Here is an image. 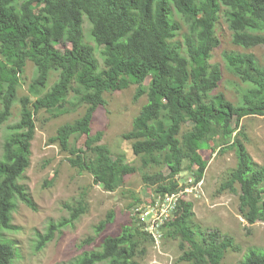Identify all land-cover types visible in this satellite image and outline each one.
I'll return each mask as SVG.
<instances>
[{
	"label": "trees",
	"instance_id": "16d2710c",
	"mask_svg": "<svg viewBox=\"0 0 264 264\" xmlns=\"http://www.w3.org/2000/svg\"><path fill=\"white\" fill-rule=\"evenodd\" d=\"M222 14L236 45L245 49L264 45V0H0V127L11 117L27 63L31 61L37 71L29 86L36 100L32 103L30 96L20 99L21 119L0 156V264H11L15 258L14 246L2 239L1 231L12 227L17 201L36 210L20 180L31 164L35 116L44 106L42 93L53 72H59L54 83L57 93H76L86 111L74 122L61 125L50 141L68 152L70 164L89 172L96 184L113 192L127 175L136 172L122 157L105 163L95 147L102 133H91L94 114L106 103L105 93L135 84L137 98L146 95L148 102L124 137L132 141V151L141 157L144 167L169 169L167 175L145 174V182L155 186L161 196L179 193L184 186L178 176L186 158L196 166L195 183L200 182L208 164L201 141L217 139L219 150L235 149L238 160L220 192H236L238 185L243 218L249 224L264 222V167L254 161L238 135L234 136L241 118L264 116V66L254 54L224 53L229 70L251 86L243 93L240 106L223 94L205 95L193 89L201 80L217 87L223 78L221 66L210 63L213 50L220 45L216 29ZM175 15L189 27L183 43L176 40L182 25ZM86 18L95 45L85 41ZM36 26L40 31L33 36ZM61 41L71 48L55 49ZM252 99L258 101V108L248 103ZM185 124L191 127L183 131ZM82 136L88 138L87 148L72 149L70 140ZM177 207L179 217L164 225V236L181 241L184 253L180 260L221 264L226 251L234 247L233 238L213 231L199 241L192 227L193 203L180 199ZM68 209V219L52 223L46 235H39L38 248L52 240L55 231L78 221L88 205L80 200ZM113 221L111 212L97 232ZM153 241L140 228L123 231L105 237L100 250L84 254L75 264H142L139 258L143 259L146 244ZM187 242L198 246L185 250ZM237 264H264V251L252 248Z\"/></svg>",
	"mask_w": 264,
	"mask_h": 264
},
{
	"label": "rangeland",
	"instance_id": "374dc122",
	"mask_svg": "<svg viewBox=\"0 0 264 264\" xmlns=\"http://www.w3.org/2000/svg\"><path fill=\"white\" fill-rule=\"evenodd\" d=\"M175 18L182 25L176 40L183 43L189 27L179 15H175ZM90 29L91 25L86 18L85 41L95 45ZM39 31L40 27L36 26L32 32L33 36ZM216 33L220 45L213 50L210 63L221 66L223 78L217 87L210 81L201 80L193 89L205 95L223 94L234 105H243V93L251 86L229 70L223 55L254 54L264 66V45L252 49L236 45L233 42V32L223 14L217 24ZM54 48L64 51L71 48V45L61 41ZM96 54L103 68L98 48ZM60 67H63L62 63ZM36 76V67L29 61L21 76V85L11 110V117L0 127V156L5 141L21 119L20 99L30 96L32 103L36 100L29 93V86ZM58 76L59 72L52 73L48 87L42 93L45 103L35 116L36 135L32 142L31 164L20 180L34 200L36 210L18 200L12 214V227L1 231L2 239L12 244L15 249V258L11 264H75L84 254L100 250L105 237L117 236L123 231H133L137 228L147 231L153 239L154 235L158 238L146 244V254L143 259L139 258L142 264H191L180 260L184 249L180 248L179 239L173 240L164 236L166 233L164 226L161 232L148 229L149 224L147 222L144 224L140 218L144 209L159 196L155 186L145 182L144 175L169 173L165 166L144 167L141 157L132 151V141L124 137L132 129L135 117L148 102L147 96L137 98L138 86L135 84L123 90L106 92L104 95L106 103L94 114L91 133L92 135L102 133V139L95 147L103 161L111 164L115 158L122 157L136 168V172L127 175L116 191L109 192L102 185L96 184L89 172L73 167L68 161L71 155L50 141L61 125L74 122L86 111V105L78 101L79 96L76 93L70 92L66 96L57 93L54 83ZM248 103L254 108L259 106L256 99ZM190 127L191 124H185L183 131ZM239 133L243 136H239ZM236 135L244 143L254 161L264 167V116L253 114L241 118L234 136ZM87 143V136L70 140L72 149L85 150ZM201 143L203 158L208 162L204 176L200 182L195 183L196 166H191L190 159L186 158L178 176L180 185L184 186L181 197L193 203L192 227L199 241L213 231L233 238L234 247L226 251L221 264H237L252 248L264 251V222L249 224L243 218L239 210L238 185L236 192L230 190L220 192L221 185L237 167L236 150L227 148L220 151L217 139H203ZM80 200L88 205L87 212L73 225L55 231L52 240L38 248L39 235H46L52 223L68 219L70 217L68 207L75 206ZM111 212L114 213V221L98 233L99 224L105 221ZM179 214L180 211L176 207L171 213L170 220H177ZM184 246L185 250H188L197 247L198 244L187 242Z\"/></svg>",
	"mask_w": 264,
	"mask_h": 264
},
{
	"label": "built area",
	"instance_id": "2783aa9c",
	"mask_svg": "<svg viewBox=\"0 0 264 264\" xmlns=\"http://www.w3.org/2000/svg\"><path fill=\"white\" fill-rule=\"evenodd\" d=\"M183 191L184 190L172 195H159L155 201L144 209L142 214H140V218H142L144 224L146 222L149 224V227H147L148 229L162 231V227L170 221L171 213L178 206L179 200L183 199L181 197ZM154 239L157 240V236L154 235Z\"/></svg>",
	"mask_w": 264,
	"mask_h": 264
}]
</instances>
